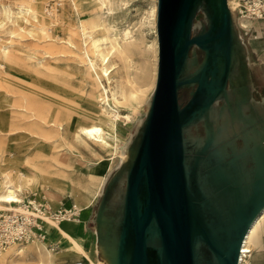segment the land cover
Instances as JSON below:
<instances>
[{
    "label": "water",
    "instance_id": "1",
    "mask_svg": "<svg viewBox=\"0 0 264 264\" xmlns=\"http://www.w3.org/2000/svg\"><path fill=\"white\" fill-rule=\"evenodd\" d=\"M202 1L210 28L190 36ZM230 10L228 0H157L155 86L126 175L115 264H237L242 240L264 206V155L224 154L213 146L211 127L204 136L190 133L226 92L238 38ZM192 45L205 56L186 74ZM193 83L181 105L178 88Z\"/></svg>",
    "mask_w": 264,
    "mask_h": 264
},
{
    "label": "rangeland",
    "instance_id": "2",
    "mask_svg": "<svg viewBox=\"0 0 264 264\" xmlns=\"http://www.w3.org/2000/svg\"><path fill=\"white\" fill-rule=\"evenodd\" d=\"M21 1H31L34 8L39 11H42L43 5L49 9L54 7L57 18L50 25V29L47 31L49 37L45 39H55L58 42L66 43L67 37L71 35L74 45L73 47L68 46V50H65L64 53L65 57L60 59L62 61L58 60L60 63H66L67 73L58 71L39 73L25 65L13 64L14 66H9L6 63L1 65L0 114L7 115L9 111L15 112V109L18 108L20 110V107H17L20 102L17 103L14 100L13 104L9 102L19 88L34 95L43 103H51L54 105L55 103L64 101L69 103L74 109L83 112H92V103L86 97V91L89 87L82 78V63L78 57L80 48L78 23L80 19L93 18L98 14L100 15L97 17L106 15V12H103L104 8L103 10L98 9L89 0H81V5L78 6V9L71 6L68 0H61L58 3L55 2L56 0H0V4L9 5L15 10V4ZM152 2L156 4L157 0H115V4H113L114 8L107 19L111 24H115V26L127 25L131 29L133 36L131 39H134L138 44L128 57L130 72L134 73L132 75L136 73L141 76L142 66L144 65V56L142 54L143 46L152 43L153 33L148 23V10ZM101 11L103 14L100 13ZM230 14L233 19L234 30L237 32V12L235 9H231ZM31 19L32 23H36L34 18ZM0 21H2L0 25V43H11V45L18 49L16 52L29 61L27 53L39 48L37 34L33 33L31 35L26 29H17L15 22H21L22 20L3 17L1 10ZM204 22V14L200 13L198 8L192 19L190 28L191 35L200 32L205 26ZM103 32H106L105 29L98 30V33L103 34ZM194 50L195 48L191 49L187 59H197ZM199 54V58H201L202 53L200 51ZM192 60L187 64L184 71L186 74L191 72L194 67ZM113 61L114 68L111 76L114 80L123 82L125 80V70L122 63L117 57H113ZM134 78L136 79L133 82L135 85L141 84L142 80L139 76H134ZM103 82L106 84L105 80ZM147 86L142 87L143 91L140 93L139 98L131 106L132 116L130 119L124 117L127 108H120V115L116 119L117 128L115 132L118 138L116 140L108 138L107 145L98 144L91 140L74 138L72 131L64 124L63 133L65 140L64 144L60 145L58 150L66 154L69 163L68 173L74 181L69 188L63 191L65 195L60 194L59 190L57 193L51 185L47 186L46 190H43V188L38 190L37 194L24 189L18 195L24 198V200H37L41 198L40 201H44V203L48 202L51 209L73 203L81 209L78 215L72 218L80 217L82 219L79 232L84 234L83 239L87 254L70 250L59 252L55 255L53 264H98L97 258L104 259L107 264H115L116 244L118 241L120 222L123 216L124 197L120 198V192H124L125 190L126 175L136 154L150 106L154 88L153 86V89L151 86ZM193 90L194 88L188 85H182L178 88V101L181 105L188 101ZM109 101L111 103L113 102L110 97ZM76 118L78 120L83 119L81 115H77ZM199 125L204 126L202 123ZM199 125H194L193 133L199 134L202 132V129H199ZM21 133L17 132L14 135L15 137H10L5 133V126L0 124V138L4 139L7 137L8 139L5 140L6 147L2 150L0 149V184H2L5 178V172L9 168L15 167L16 170L30 171V168L24 163L20 162L16 166L11 159L24 156L29 144L38 145L41 141L37 137L35 138L32 132L25 131ZM186 134H189V129L186 130ZM186 143L187 161H190L192 149L189 143L191 141L188 139ZM121 151L125 154L123 159H120ZM100 176H102V180L98 182ZM54 194L56 195V202L51 200L50 197ZM0 205L4 206L5 204L0 202ZM94 226L100 228V234L96 239L92 233ZM54 238L58 239L59 246L53 250V253L59 251L60 246L69 245L66 238L64 236H58L56 232ZM96 245L99 248L97 255L94 251ZM199 249L200 251L205 250L206 252L202 244L198 245ZM249 264H251V255L249 256Z\"/></svg>",
    "mask_w": 264,
    "mask_h": 264
},
{
    "label": "bare ground",
    "instance_id": "3",
    "mask_svg": "<svg viewBox=\"0 0 264 264\" xmlns=\"http://www.w3.org/2000/svg\"><path fill=\"white\" fill-rule=\"evenodd\" d=\"M68 1L71 6L77 9L81 5V0ZM231 1L232 4L236 3L235 0ZM55 2L58 3L61 0ZM89 2L100 10L104 8L103 12H106V15L102 17H97L100 15L98 14L93 18L80 19L78 23L80 36L78 57L82 63V78L89 87L86 97L92 103L93 111L83 112L74 109L64 101L54 105L43 103L23 89L16 90L15 96L9 102L10 104H13V100L17 103L20 102L17 107H20L21 111L18 108L15 109V112L9 111L7 115L0 114V124L5 126V133L10 137H15L17 132L28 131L34 133V137H37L41 143L38 145L29 144L24 156L11 159L16 166L20 162L24 163L30 168V171L16 170L15 167L7 169L5 178L0 184V202L5 204L4 206L0 205V210L10 208L22 212L32 211L33 209L24 208L20 203H11L24 200L18 196L24 189L37 194L38 190L42 188L46 190V187L51 185L57 193L59 190L60 194L65 195L63 191L69 188L74 181L68 173L69 163L66 154L58 150L65 140L64 124L72 131L74 138L107 145L108 138L115 140L118 138L115 132L120 108H127L124 117L130 119L132 116L131 106L139 98L143 91L142 87L148 85L154 88L155 86L156 56L158 64L155 17L157 3L152 2L148 10V23L153 38L151 44L143 46L144 65L140 76L136 73L132 75L134 73L129 69L128 57L138 46L135 40L131 39L133 37L131 29L127 25L115 26L107 20L114 8L115 0H89ZM14 9L9 5L0 4L3 17L22 20L15 22L17 29H26L31 35L37 34L39 48L27 53L29 62L16 52L18 49L11 43H0V67L6 63L9 66H14L13 64L25 65L39 73L52 71L67 73L66 63H60L58 60L65 57L64 53L65 50H68V46L73 47L71 35L67 37L66 43L58 42L55 39H45L49 37L47 31L50 29V25L57 18L54 7L49 9L43 5L42 11H39L34 8L31 1H21L15 4ZM103 12L100 13L103 14ZM31 18H34L36 23H32ZM238 22L242 27L249 25V19L245 17H240ZM1 23L2 21H0V25ZM102 29H105L106 32L98 33V30ZM113 57L120 60L125 70L123 82L114 80L111 76L114 68ZM134 76L141 78V84L133 83L136 81ZM103 80L106 81V84ZM14 89L16 88L14 87ZM109 97L112 99V103L109 101ZM77 115H81L83 119L78 120ZM6 139L7 137L0 138L1 150L6 147ZM124 157L125 154L121 151V159ZM101 180L102 176L99 177L98 182ZM50 197L56 202L55 194ZM31 200L36 202L35 205L38 202H44L40 201L41 198ZM44 205L47 209L45 213L39 214V221L49 227H55L57 235L64 236L69 245L60 246L59 251L53 253L54 249L48 248L45 242L37 237L27 241H11L4 248H0V264H53L55 255L66 250L87 254L84 234L79 232L82 219L71 217L59 221L50 216L49 203L46 202ZM263 219L264 206L251 222L242 240L237 264H249V256L255 246V237Z\"/></svg>",
    "mask_w": 264,
    "mask_h": 264
},
{
    "label": "crops",
    "instance_id": "4",
    "mask_svg": "<svg viewBox=\"0 0 264 264\" xmlns=\"http://www.w3.org/2000/svg\"><path fill=\"white\" fill-rule=\"evenodd\" d=\"M237 29L226 92L215 99L206 118L190 126V133L204 136L211 127L213 146L226 155L240 154L250 160L255 154L264 155V19H251L248 27ZM192 63L195 66L196 59ZM196 124L202 129L199 134L192 132ZM51 231L55 237L56 228ZM251 264H264V219L255 237Z\"/></svg>",
    "mask_w": 264,
    "mask_h": 264
},
{
    "label": "built area",
    "instance_id": "5",
    "mask_svg": "<svg viewBox=\"0 0 264 264\" xmlns=\"http://www.w3.org/2000/svg\"><path fill=\"white\" fill-rule=\"evenodd\" d=\"M232 4L228 0L230 9H235L237 12L236 25L242 27L238 19L245 17L249 19H264V0H235ZM11 203H20L24 208L33 209L30 212H22L15 209L7 208L0 210V248H4L11 241H27L31 238L42 240L51 249H56L59 244L58 240L51 234L52 228L41 223L38 219L39 214L46 212L44 202H38L36 205L34 200L12 201ZM79 208L73 203L63 205L59 208L50 209L51 217L62 221L78 215ZM51 229V230H50Z\"/></svg>",
    "mask_w": 264,
    "mask_h": 264
},
{
    "label": "flooded vegetation",
    "instance_id": "6",
    "mask_svg": "<svg viewBox=\"0 0 264 264\" xmlns=\"http://www.w3.org/2000/svg\"><path fill=\"white\" fill-rule=\"evenodd\" d=\"M203 2V5L201 6V7H199V10H200V13H203L204 14V19H205V22H204V27H203V29L202 30H200L202 33H205V32H207L208 30H209V18L207 17V15H206V6H205V3H204V1H202ZM190 36H193V35H191L190 34ZM210 38V35H204V40H206V39H209ZM207 42V41H206ZM206 46H209V47H211V42H207L206 43ZM192 48H195V52H196V56H197V59H196V61H197V64L193 67V69H192V71H194L195 69H197L198 67H199V65H200V63L202 62V59H204L203 58V55L205 56V51L203 50V49H201V48H199V47H197V46H195V45H192L190 48H189V51H188V54H189V52L191 51V49ZM199 51L202 53V57L201 58H199ZM207 76H201V77H199V80H202V82H205L207 79H208V77L206 78ZM228 81L229 80H227V83H226V85H228ZM196 86H197V83H193V88L195 89L196 88ZM121 159V158H120ZM104 183V182H103ZM124 196V192L123 191H121L120 192V198H122ZM92 233H93V236H94V238L96 239L97 237H98V235L100 234V228L98 227V226H94L93 227V230H92ZM98 246L96 245L95 246V248H94V251H95V254H97L98 253ZM97 260V262H98V264H107V262L104 260V259H101V258H97L96 259Z\"/></svg>",
    "mask_w": 264,
    "mask_h": 264
}]
</instances>
